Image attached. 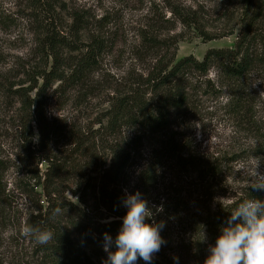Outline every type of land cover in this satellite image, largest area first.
I'll list each match as a JSON object with an SVG mask.
<instances>
[{
  "label": "trees",
  "instance_id": "16d2710c",
  "mask_svg": "<svg viewBox=\"0 0 264 264\" xmlns=\"http://www.w3.org/2000/svg\"><path fill=\"white\" fill-rule=\"evenodd\" d=\"M71 17L66 32L48 30L41 42L42 63L20 65L10 83L9 79L0 81V87L12 92L18 104L19 130L13 159L0 157V226L11 223L17 228L23 223L54 231L47 245L30 238L40 254L35 264H103L107 259L103 234L107 232L113 240L118 234L127 212L122 201L136 192L148 200L160 190L159 168L164 166L174 171L176 181L188 185L189 194L195 195L193 210L200 214L191 213L187 201L165 199L163 207L172 202L181 208L179 217L186 213L184 230L189 235L172 242L162 228L160 235L166 243L151 264H176L174 256L179 264H203L232 208L245 198L264 199V191H253L250 186L239 194L229 190L228 177L234 173L229 172L230 166L243 159L246 151L201 158L173 130L174 118L189 110L199 92L217 95L227 88V112L250 116L251 125L257 124L252 119L248 82L258 73L264 76V0H234L233 9L221 14L225 27L217 33L209 32L203 13L191 7L167 6L152 16L148 13L130 44L142 67L113 83L108 109L90 121L74 124L50 114L51 99L64 104L72 91H77L82 102L93 97L87 92L89 81L103 55L127 41L121 42L117 28L110 30L109 22L103 23L107 17L93 28L84 14L74 12ZM234 22L240 31L232 48L211 49L201 61L193 55L176 61L180 36L174 32L179 26L196 31L205 43L235 35L230 27ZM89 29V40L84 42L81 34ZM3 60L0 53V63ZM212 67L225 84L217 89L210 81H193L194 75L205 76ZM253 132L257 137L254 156L262 160L264 132L260 127ZM9 170L14 174L11 182L5 178ZM181 175L186 178L182 180ZM228 190L233 194L230 203L224 200ZM57 208L61 211L54 215ZM12 210L20 215L17 223L10 222ZM147 223L160 224L154 218ZM8 264L21 263L16 258Z\"/></svg>",
  "mask_w": 264,
  "mask_h": 264
},
{
  "label": "rangeland",
  "instance_id": "374dc122",
  "mask_svg": "<svg viewBox=\"0 0 264 264\" xmlns=\"http://www.w3.org/2000/svg\"><path fill=\"white\" fill-rule=\"evenodd\" d=\"M233 3L234 0H0V53L4 59L0 63V81L9 79L10 83L20 65L37 61L42 63L44 57L40 53L41 42L48 30L58 28L66 32L72 24L71 16L74 12L84 14L90 20L89 25L92 28L99 23L97 21L107 17L103 23L109 22L110 30L117 28L121 42L127 41V44L119 43L117 49L103 55L100 66L94 71L89 81L87 92L93 97L82 102L78 100L80 95H77V91H72L64 104H55V99H51L49 103L50 114L60 119H67L69 124L90 121L108 109L113 83L117 80L119 82L121 77L130 70L142 67L134 58L130 44L134 43L136 28L144 24V17L148 13L152 16L156 10L167 6L191 7L203 13L208 31L217 33L219 29L225 27L224 21L220 20L221 14L227 8L233 9ZM230 27L235 29V35L204 43L196 31L179 26L174 32L180 36L176 61L191 55L201 61L211 49L232 48L240 27L236 26L235 22ZM89 33L91 34L90 29L81 34L84 42L89 40ZM193 79L194 82L208 83L210 81L217 89L225 84L223 76L216 67H212L205 76L194 75ZM4 84L6 85L7 81ZM248 87L252 93L251 106L254 112L252 119L257 121L256 125H251L250 116L241 118V115L237 117L227 112L229 96L227 88L217 95L199 92L194 103L189 106V110L185 114H177L173 123V130L179 133L181 141L187 143L191 152L193 151L201 158L212 159L227 153L232 156L242 150L246 151L242 154L243 159L230 166L229 172L234 173L227 176L229 190H232L234 194L236 192L239 194L240 189L250 186L252 173L257 164L260 165L259 171L264 172V159H257L254 156L257 137L253 132V129L257 127L264 132V95H261L264 93V76L261 73L256 74L248 82ZM17 107L18 104L12 92L0 87V157L4 159H13L18 151ZM38 141L39 134L36 130L35 142ZM144 150L146 153L149 151V149ZM41 169H45V164L41 166ZM173 172L168 167H160V190L159 188L155 190L148 200L143 195L141 198L148 202L152 211L151 219L163 222L167 237L172 242H176L181 237L187 238L189 235L184 230L186 213L179 217L181 208L178 204L171 202L167 207L161 204L169 196L175 197L178 202L180 199L187 201L190 207H186H189L191 213L200 214V212L193 210L195 195L190 193L192 194L190 198V188L184 182H178L179 179L176 181ZM13 177V170L6 172L5 178L9 182ZM181 178L185 179L186 175H181ZM229 190L224 199L227 203L232 202L233 199H231L233 194ZM162 197L164 198L161 203L156 205ZM215 206L216 203L213 204V207ZM10 215L12 217L10 222L17 223L20 218L17 217L20 216L17 211L12 210ZM201 215L205 217L202 213ZM149 220H146V223ZM23 225L18 223L17 228L11 223L6 227L0 226V264H8L16 258L21 264L29 263V261L35 264L38 260L40 254L34 248L32 240L22 235ZM172 245L173 243L166 248L169 249Z\"/></svg>",
  "mask_w": 264,
  "mask_h": 264
},
{
  "label": "clouds",
  "instance_id": "9594fccd",
  "mask_svg": "<svg viewBox=\"0 0 264 264\" xmlns=\"http://www.w3.org/2000/svg\"><path fill=\"white\" fill-rule=\"evenodd\" d=\"M259 168L257 164L252 173L250 189L253 191H264V172ZM122 203L127 212L121 218L122 225L115 239L107 232L103 234V250L107 253L103 264H137L138 260L151 264L166 243L160 235L164 224L146 223L152 211L139 192L126 195ZM60 211L57 208L53 214ZM229 213L220 226L215 244L209 245L203 264H264V199H242ZM21 232L38 245H47L54 239L51 228L39 225L25 224ZM113 247L115 251L111 250ZM173 260L179 264L178 257L174 256Z\"/></svg>",
  "mask_w": 264,
  "mask_h": 264
}]
</instances>
